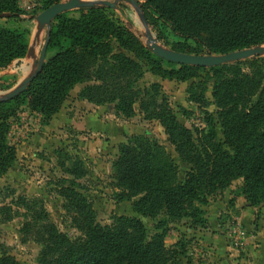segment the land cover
I'll return each mask as SVG.
<instances>
[{"label":"trees","instance_id":"trees-1","mask_svg":"<svg viewBox=\"0 0 264 264\" xmlns=\"http://www.w3.org/2000/svg\"><path fill=\"white\" fill-rule=\"evenodd\" d=\"M62 0H42L40 10ZM157 38L163 28L184 39L171 49L186 54H224L264 45V0H136ZM123 2H119V8ZM106 5L74 9L52 22L47 51L41 70L25 89L11 99L0 100V178L16 160V147L8 142L10 119L21 106L41 115L47 124L69 92L78 83H86L78 97L95 105L113 103L117 115L129 118L134 105L164 128L168 141L183 162L190 165L182 182L178 168L165 147L145 135H132L118 146L112 161V178L118 189L117 201H132V211L155 223L149 235L137 215H114L111 225L96 221L92 203L80 190L76 179L85 175L82 162L63 151L60 166L73 178L58 180L63 208L82 236L70 239L57 230L44 209L34 210L33 222L23 223L21 231L37 230L41 249L38 264H178L185 244L176 242L169 249L164 238L169 222L189 218L193 227H207L204 210L210 197L242 180L241 194L251 205L264 203V55L211 67L179 64L154 54L138 36ZM0 71L25 56L29 27L18 0H0ZM192 40L193 44L188 43ZM113 44L122 51L114 52ZM144 65L163 79L186 81L199 77L200 70L211 72L216 117L205 113V127L193 132L182 125L166 100L160 85L140 86ZM245 65V68L241 67ZM15 79L0 84L10 88ZM207 90L206 79L193 82L187 89L189 100L200 103ZM222 132L217 140L216 126ZM69 162V166L65 165ZM27 209L34 202L20 198ZM5 219L11 208L0 207ZM159 216H162L159 218ZM0 264H20L6 253ZM172 264V263H171Z\"/></svg>","mask_w":264,"mask_h":264},{"label":"rangeland","instance_id":"rangeland-1","mask_svg":"<svg viewBox=\"0 0 264 264\" xmlns=\"http://www.w3.org/2000/svg\"><path fill=\"white\" fill-rule=\"evenodd\" d=\"M42 0H18L19 6L27 16L33 19L28 22L29 43L24 57L14 60L6 69L0 71V84L15 79L14 84L0 90V95L15 87L23 78L33 73L39 57L40 49L46 38V28L40 27L36 15L40 13ZM65 1V0H62ZM92 1V0H84ZM116 15L127 27L147 45L145 31L133 8L126 2L115 9ZM69 16L78 17L79 13L71 10ZM3 19L0 22L3 23ZM152 35L157 38L152 26L148 24ZM162 46L171 49L172 44L184 41L174 35L168 27L163 28ZM188 43L193 44L192 40ZM113 51H122L113 44ZM52 51H46L50 55ZM230 64V63H228ZM140 86L151 83L160 85V96L166 100L177 120L189 128L194 136L199 129L205 127V113L216 117L217 108L211 96L213 80L211 72L200 70L199 77L186 81L163 79L149 71L144 65ZM245 68V65H241ZM206 79L207 90L200 103L189 100L187 89L193 82ZM86 83H78L69 92L58 113L54 114L47 124H43L41 115L21 106L16 117L9 121L8 142L16 147V160L0 178V207L11 208L10 218L0 210V254L6 253L14 257L20 264H38L40 243L37 230L23 232L21 228L26 221L33 222L34 210L44 209L57 230L65 233L70 239L82 236L72 220V214L63 208L64 199L58 180L73 177L60 166L62 157L59 151L71 155L82 162L85 175L76 179L82 187L80 190L92 203L96 212V221L101 225H111L114 215H137L132 211V201H117L118 189L114 187L112 178V161L118 154V146L132 135H145L162 144L178 168L177 180L182 182L190 165L183 162L168 141L164 128L155 119H147L139 104L134 105V114L129 118L117 115L113 103L106 102L95 105L78 97L79 91ZM217 140H222L220 126H216ZM69 166V162L65 161ZM241 179L232 183L208 199L207 203L195 205L204 210L207 227H193L189 218L169 222L170 233L164 238L169 249H176V242L185 244V254L181 255L178 264H219L216 249L210 248L212 243L205 242L208 236L218 237L219 248L229 247L235 258L246 253H254L261 247L264 238V203L251 206L240 191ZM34 201L27 209L21 205L20 198ZM144 223L149 235L155 232L152 219L137 215ZM162 216H159L161 218ZM260 232L258 239L253 235ZM208 235V236H207ZM250 247L247 248V241ZM202 240V241H201ZM207 243H210L209 245ZM234 258V259H235ZM173 264L174 261H171ZM169 263V264H171Z\"/></svg>","mask_w":264,"mask_h":264},{"label":"water","instance_id":"water-1","mask_svg":"<svg viewBox=\"0 0 264 264\" xmlns=\"http://www.w3.org/2000/svg\"><path fill=\"white\" fill-rule=\"evenodd\" d=\"M119 2L128 3L134 10L138 20L140 21L147 38V46L157 56L166 61L190 64L200 67H211L225 63H232L235 61L244 60L247 58L264 55V45H257L249 48L231 51L224 54H186L177 52L175 50L166 48L158 43L157 38L152 35L149 30L148 23L144 17L140 5L136 0H65L55 3L48 8L42 10L36 15V21L40 27L46 28V38L40 49L39 57L36 62V68L33 73L23 78L15 87L0 95V100L11 99L22 92L26 85L34 78V76L41 70L46 58L47 44L49 41V34L51 29V22L61 13L71 11L80 7H87L93 5H106L111 8H116Z\"/></svg>","mask_w":264,"mask_h":264},{"label":"crops","instance_id":"crops-1","mask_svg":"<svg viewBox=\"0 0 264 264\" xmlns=\"http://www.w3.org/2000/svg\"><path fill=\"white\" fill-rule=\"evenodd\" d=\"M259 236H260V232L258 231L255 235H253L255 239H258ZM203 241L212 243V246L210 247L212 248L211 251H213V249H216L217 255L223 254L221 255V257H219V259H221L219 264H264V238H262V244L259 250L255 249L254 253H249V255L246 253L245 255L243 254L241 257H237V258H235V255H234L235 253L233 252L225 254L226 252H230L228 249L229 247L225 246V247L219 248L217 246V244L219 243L217 236L215 237L208 236ZM248 242H251V239L250 240L248 239L247 245H248ZM210 243H207V244L209 245ZM248 247H250V245H248L247 248Z\"/></svg>","mask_w":264,"mask_h":264}]
</instances>
